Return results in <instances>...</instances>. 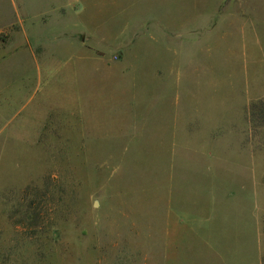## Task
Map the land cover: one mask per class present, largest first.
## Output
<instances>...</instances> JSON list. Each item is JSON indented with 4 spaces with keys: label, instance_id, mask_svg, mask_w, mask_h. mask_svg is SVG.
I'll return each instance as SVG.
<instances>
[{
    "label": "rangeland",
    "instance_id": "1",
    "mask_svg": "<svg viewBox=\"0 0 264 264\" xmlns=\"http://www.w3.org/2000/svg\"><path fill=\"white\" fill-rule=\"evenodd\" d=\"M157 25L173 35L155 41ZM261 46L264 0H0V264H263L264 124L236 130L252 180L215 148L234 194L207 249L175 209L214 188L194 143L174 142L175 114L240 113L241 79L264 103ZM157 68L188 88L179 106L149 110Z\"/></svg>",
    "mask_w": 264,
    "mask_h": 264
},
{
    "label": "crops",
    "instance_id": "2",
    "mask_svg": "<svg viewBox=\"0 0 264 264\" xmlns=\"http://www.w3.org/2000/svg\"><path fill=\"white\" fill-rule=\"evenodd\" d=\"M160 35H163L167 39V37L172 36L173 34L171 30L169 31L165 27L162 28L161 26H158V28L155 29V31L152 34V36H154L153 39L157 41ZM179 47L180 49L186 50V46L184 45ZM170 48L171 51L174 52L173 47ZM259 52H260V59H261L260 61L262 62L261 63V67H262L264 66V56H263L264 48L262 46L259 47ZM187 65L188 63L186 62V66ZM195 69H198L197 62ZM195 72L198 73L199 70H196ZM233 80H235V77H233ZM151 82H154L153 85L161 84V86L164 87L165 91L158 95L155 93V96H154V92H152L149 95V97L147 98L148 100L147 106L149 110L150 108L165 110L168 108L166 104L169 102V100H175V105L179 106L180 97L178 95V91L182 89L185 90L186 94L188 93V88L185 86L183 80L177 81V77L173 78L172 72L169 75V71L166 68L163 69L157 68L156 70H154V75L151 78ZM240 82L244 86V90H243L244 101L242 103H238V105H240L241 112L232 115L229 121L218 120L217 117H215V103L212 102H210L208 105L198 106L197 108L195 107V111L190 114H186V115H183L182 113L175 114L176 117H179L182 121L184 120L186 125H185V129L183 128L182 130V134H178V133L175 134L174 142L179 141L180 147L184 146L180 142L182 141L183 138H188L189 139L188 141L194 143L193 145L195 146V149L193 150L194 152L193 151L192 152L195 153L197 157H200L199 160H201L204 163V168H203L204 173L208 176L209 180L211 181L209 182L210 187H212L211 190L214 188L212 191L208 193L209 198H207V203H206V205L208 206L203 207V204L202 205L197 204L200 206L199 208H194L189 210L186 209L189 207H179L175 209L176 211L180 212L181 216H184V218H180L181 228L188 227L189 223H186L187 222L186 215L190 217L194 216V218H196L195 223L192 222L190 226L194 229L193 231L194 234H192L191 236H195L196 241L199 242V244L200 243L203 244L205 249L209 248L210 247L209 245L211 243H214L212 239L211 242L206 237H208L209 239L211 238V236L215 237V231L212 230V226L215 222L214 214L217 210V207L220 208L219 206L223 204L220 201L222 195L231 198L234 194V191L229 187V184L224 179H217L218 177H220L218 175V172L221 170V168L230 163L224 164L227 163L224 153L221 152L220 150L218 152L215 151V148H218L219 146L222 145H227V149L229 151L232 150V154L234 157L233 164L235 165L236 163L235 167H237V174H246L250 176L252 180L251 157L249 155L247 156L245 155L243 157L236 156L238 155L239 149L241 148L242 145L241 140H239L240 137H237L236 135L237 127H239L240 130L245 131L246 127H248L249 125V129L251 130V124H252L251 122L253 116V107H251L252 83L250 82L251 85H248V83H246L242 79L240 80ZM216 83H217L216 80L214 81L212 79L210 83H207L209 84L210 90L213 93H215ZM173 88L177 90L176 95H172ZM150 91H152V87L150 88ZM233 91H235V88H233ZM188 96L190 97V94H188ZM260 103H262V101L259 102V104ZM190 105L193 106L194 103H187L186 107H189ZM246 116H248V122H246ZM215 131L224 133L223 137L221 138L222 140L215 139ZM247 157H249L248 164H247ZM177 162L178 161H176V157H175L173 161V165L175 166ZM215 186L222 187L223 189L218 190L217 188H215ZM196 194H193V196ZM193 205H195V203L190 204V206ZM220 209L217 211L219 212ZM183 223H186L185 224L186 226ZM186 234L184 233L182 234L181 232L179 236L180 251L183 245L182 244L183 237ZM259 236H260V226H259L257 242L259 241Z\"/></svg>",
    "mask_w": 264,
    "mask_h": 264
},
{
    "label": "trees",
    "instance_id": "3",
    "mask_svg": "<svg viewBox=\"0 0 264 264\" xmlns=\"http://www.w3.org/2000/svg\"><path fill=\"white\" fill-rule=\"evenodd\" d=\"M253 118L258 125L264 124V103L253 106Z\"/></svg>",
    "mask_w": 264,
    "mask_h": 264
}]
</instances>
